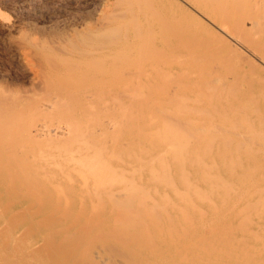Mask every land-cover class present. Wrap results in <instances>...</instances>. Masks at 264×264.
Returning a JSON list of instances; mask_svg holds the SVG:
<instances>
[{"label":"bare ground","instance_id":"obj_1","mask_svg":"<svg viewBox=\"0 0 264 264\" xmlns=\"http://www.w3.org/2000/svg\"><path fill=\"white\" fill-rule=\"evenodd\" d=\"M115 2L113 39L35 42L33 95L0 87V170L32 198L0 202V264H264L240 187L263 166L246 169L264 153V78L205 21L264 61V0Z\"/></svg>","mask_w":264,"mask_h":264},{"label":"rangeland","instance_id":"obj_2","mask_svg":"<svg viewBox=\"0 0 264 264\" xmlns=\"http://www.w3.org/2000/svg\"><path fill=\"white\" fill-rule=\"evenodd\" d=\"M0 2H1L0 3V87L10 89L7 91L6 89L2 88L4 91L6 90L7 92H9V94H12L13 96L14 95L16 96V93H18L20 91H22L26 97H29V95L30 96L33 95L34 89H33V91H31L30 88L32 85H34V83L32 81L35 80V68L37 67L36 64L38 63L37 54L34 51L39 50L38 48H40L41 46L43 47V45H44V48L45 47L47 48V46L50 45V47L56 48L57 46H59L58 44H60L61 41L62 42L65 41V38L69 39L73 35L76 36V34L80 35L82 37H86V36L88 37L89 36L88 39L91 42L96 43V44L99 43V45H100L102 43H105L108 40L113 39L114 38V37H112L113 35L114 36L118 35L116 33L119 30V29L117 30V28H118L116 26V25H118L117 22L115 23L116 25H114L112 27V29L110 31H108V30H106V28L103 27L102 22L100 20L103 15H105L107 12H109V8L115 12L116 9H114L113 5L118 4L115 2V0H11V1L10 0H6V1L0 0ZM112 2H114L115 4L112 5ZM115 8H117V6H115ZM184 14H186V13H183L182 15H184ZM186 16L189 19L188 15H185L184 17L186 18ZM205 21L208 24V26H210L214 30L217 29L218 34L223 36L224 39H226L228 43H225L223 41H219L213 35H209L208 37L213 36V37H211V39L214 41H216L215 39H217L216 42L220 46L222 45L221 47L225 52L229 53L227 51V49L229 51L232 49L233 51H231L232 53L230 52L229 55H231V54L233 55L234 51H235L236 56L242 57V59L244 60V63H245L244 69H246L243 71L244 75L247 74L249 71L250 72L254 71L257 74H259L262 78H264V61L263 60H261L255 53L251 52L245 46H243L239 43H235V41L230 36H227V34L225 32L220 33V31H222L221 29L213 26V24H211L209 21H207V20H205ZM121 22H123V21H121ZM88 27L89 28L92 27V28L89 29ZM88 29H89V31H88ZM92 30L93 31L97 30V31L93 33ZM90 31L92 33H90ZM119 32L120 31H118V33ZM91 34L92 35L94 34V36H92ZM83 35H86V36H83ZM23 37L24 38L27 37L26 40ZM31 38H32V40H31ZM229 38L231 39V41H229L230 40ZM63 39H64V41H63ZM30 40L32 42H34L33 43L34 46L32 45ZM35 42L38 44L37 46H40V47L37 48L35 46L36 45ZM234 44H235V46L237 44V46H236L237 50L234 48L235 47ZM238 46L242 50L241 49L239 50ZM35 47L37 49H35ZM229 47H230V49H229ZM231 47H233V48H231ZM244 49H246L248 52L245 51ZM239 51H241L242 54H239V55L236 54V52H239ZM244 51L248 54L249 57L245 56L247 54L244 53ZM26 52H29V54H27ZM253 54H255V55H253ZM250 58H252V59H250ZM32 87L34 88L35 86H32ZM22 92H20L21 95L20 94H18V95H20L21 98H26L24 95L22 96V94H23ZM18 95H17V97H19ZM17 141H21V139H18ZM17 141L14 140V142H12L14 144V145L12 144V146L14 148H17L18 146L21 145L20 142L18 144H16L15 142H17ZM23 141L25 142V139ZM257 141H258V139H253L254 144H253V142H252V144L254 147L260 146V144ZM26 142H27V140H26ZM27 143H29V142H27ZM22 145H26V144H22ZM247 149L248 148H243L241 150L242 154L240 153V155L246 156L247 154H246V151H244V150H247ZM248 150L251 151L250 149H248ZM250 153L251 152H248V155H249V156H247L248 158H250V157H251L250 159L256 158V160L254 159L256 164L254 163L253 160L252 161L250 160V163H249L250 166H252L253 164L258 165V168H260L262 165L264 166V153L263 152L259 153V151H258L257 155H256V153L254 154L255 156L251 155ZM0 159H1L2 167H5V166H3L4 165L3 162L6 160H3L1 157H0ZM257 160H258V162H257ZM252 162H253V164H252ZM6 163H5V165H6ZM261 163H262V165H261ZM7 164L8 165H6L7 166L6 169L3 168L5 171L3 169L0 170V193H1L0 194V202H6V200L9 201L8 199H10V200L13 199V202L30 201L32 198L29 197L28 194H26V193L21 192L19 194H14V195L12 194L11 196L8 193L9 187L11 188L14 185H10L9 187L6 186L7 184L5 185V183H8V182L10 184H11V182L13 183V181L10 180V178L12 179V177H10L12 174L11 173L7 174V172H8L7 168L8 169L10 168L9 165L11 164V162H10V164L9 163H7ZM16 164L17 163H15V165ZM18 164L20 166L21 163H18ZM254 165L251 168H248V167L247 168L245 167V168L251 169V171H252L253 167H254V170L256 169L255 168L256 166H254ZM263 166H262V168H260V171H259V169H257V171H254V173L252 174L253 176L255 175V177L252 181H250L251 184L248 181L247 185L245 183H244L245 185H240V187L242 189L241 190L242 194H244L243 193L244 186L248 187L249 192L251 190L250 194L252 196V200L256 201L255 203L257 204V205L255 204L254 207L257 209L256 212H258V211H259L258 213L261 212V214H258V213L257 214L259 216H262V218H264V215H263L264 214V205L261 202L264 201V199L262 200L260 198V196L264 195V188H262V190H261L260 187H258L260 189V191H262L259 195L258 193L260 191H257L256 189H258V188L257 187L254 188V186H258V185L263 186L264 185V182H263L264 181V178H263L264 177V167ZM246 171L249 172L250 174L252 173L249 170H245V172ZM246 173L244 175H246ZM260 173L262 174V176L259 175ZM250 174H248V175H250ZM7 176L9 177L8 179H7ZM255 179L257 180V182ZM241 181H243V179ZM4 187H5V189H4ZM6 187H7V190H6ZM252 188H253L254 192L256 191L255 194H252V193H254L252 191ZM245 190L246 189L244 188V191ZM245 193H247V192H245ZM45 194H49V193H45ZM257 194L259 195V198L261 199V201H259L261 203L260 205L258 204L259 198H258ZM34 196H36V195H34ZM256 197L258 199H256ZM78 201H80L79 202L80 204H78ZM81 203H83V204L86 203L85 205L87 207V200L85 198L79 199L74 194L73 204L76 205L75 207L82 209L79 207L80 205H82L81 207H83V204H81ZM260 206H262V207H260ZM86 207H84V208H86ZM65 208L66 207H63V210H65Z\"/></svg>","mask_w":264,"mask_h":264}]
</instances>
